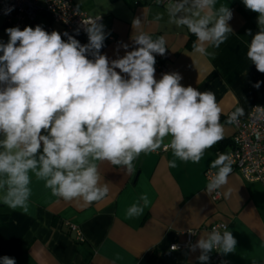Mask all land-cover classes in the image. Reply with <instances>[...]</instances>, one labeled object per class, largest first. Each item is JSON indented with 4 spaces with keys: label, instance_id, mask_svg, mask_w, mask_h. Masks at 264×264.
<instances>
[{
    "label": "clouds",
    "instance_id": "clouds-1",
    "mask_svg": "<svg viewBox=\"0 0 264 264\" xmlns=\"http://www.w3.org/2000/svg\"><path fill=\"white\" fill-rule=\"evenodd\" d=\"M242 3L257 14L259 29L255 34L247 31L251 41L246 55L264 73V0ZM216 5L217 0H171L166 7L168 23L186 26L195 35L196 54L212 55L207 49L219 48L233 33L232 10ZM12 10L5 9V14ZM164 14L157 13L154 22ZM100 20L99 16L84 24L86 44L67 31L49 33L41 25L5 30L9 39L0 42V202L12 210L29 213L32 175L53 195L90 205L109 193L107 184L100 183L97 161L130 173L141 153L163 146L180 161L199 163L205 150L224 137L222 109L213 92L183 86V77L175 71L156 79V55L164 56L168 49L163 36L153 39L143 31L141 18L135 17L132 50L120 42L117 58L110 60L101 54L110 33ZM119 48L125 50L123 56ZM261 83L253 87L259 89ZM257 113V119L264 118V107L257 106ZM244 114L237 107L227 123H238ZM176 159L168 167H177ZM210 167L218 171L210 176L206 192H218L232 173L230 155L220 154ZM230 192H224L226 198ZM140 200L142 205L128 209L129 218L148 206L147 194ZM225 229L202 234L195 243L189 240L186 255L199 252L198 264H209L214 251L235 252L237 240ZM0 264L16 261L3 256Z\"/></svg>",
    "mask_w": 264,
    "mask_h": 264
},
{
    "label": "crops",
    "instance_id": "crops-1",
    "mask_svg": "<svg viewBox=\"0 0 264 264\" xmlns=\"http://www.w3.org/2000/svg\"><path fill=\"white\" fill-rule=\"evenodd\" d=\"M72 1L89 16L102 18L110 35L101 54L110 60L117 58L120 42L129 44L132 50L131 22L135 17L141 18L143 31L153 39L163 36L168 48L166 73L179 72L183 86L215 94L222 109L224 137L205 150L199 163L180 161L171 149L163 154L141 153L130 173L122 166L97 161L100 183L107 184L109 193L90 205L53 195L43 181L32 175L29 213L12 210L0 202V257H13L16 264H198L199 252L186 255L187 248L172 251L169 247L185 241L182 232L196 230L195 243L208 233L209 226L224 223L237 240L235 252L220 254L226 264H264V181L248 183L240 174L231 173L228 184L219 190L220 200L214 201L212 193L206 192L208 182L204 176L209 169L218 171L210 167L211 162L230 147L234 128L226 116L242 107L245 114L240 118L244 119L254 106L264 104V83L259 89L253 87L257 81L264 82V73L258 72L246 55L251 41L247 31L255 34L259 30L257 14L246 9L242 0H217V7L225 4L233 12L229 21L233 33L219 48L207 49L212 55L204 56L193 52L196 37L186 26L168 23L167 6L137 0ZM157 13L165 14L154 22ZM40 24L47 25L43 19ZM7 28L0 17V42L7 43ZM54 30L61 34L67 31L81 44L88 42L87 34L76 35L75 30L52 24L50 33ZM124 51L119 48V56ZM161 76L155 72L157 80ZM169 140L166 138L165 143ZM173 159L177 167L170 168L168 162ZM228 189L231 192L226 198L224 192ZM144 194L148 206L141 215L129 218L128 209L133 204L142 205L140 197ZM66 224L78 230L81 242ZM214 256L215 252L210 254L209 264H219Z\"/></svg>",
    "mask_w": 264,
    "mask_h": 264
},
{
    "label": "built area",
    "instance_id": "built-area-1",
    "mask_svg": "<svg viewBox=\"0 0 264 264\" xmlns=\"http://www.w3.org/2000/svg\"><path fill=\"white\" fill-rule=\"evenodd\" d=\"M137 1L160 6H167L171 2V0H160L159 3H157V0ZM7 8H12L13 10L5 14V9ZM0 17L3 18L8 28L17 26L21 30L26 26L35 28V26L41 25L40 20L43 19L47 25L41 26L49 33L51 25L56 24L65 30L79 29V32L86 34L84 24L99 16H89L87 13L79 10L72 0H0ZM99 22L102 23V18ZM164 62L165 55H156L155 69L160 74H164L167 71ZM257 106L264 107V104L254 106L246 118H239L238 123L231 124L234 128V134L230 142V147L223 152V154H228L231 157L232 173L240 174L248 183L264 181V118L257 119ZM229 115L230 113L226 116L227 120ZM167 151L162 146L156 152L163 154ZM212 174L214 172L210 169L204 173L207 182ZM220 198L221 193L219 190L218 192L212 193V199L214 201H219ZM66 226L70 231L75 233L76 240L81 242L82 237L78 230L71 224H66ZM225 226L227 225L224 223L211 225L207 228L208 233L212 230L223 233L226 230ZM196 233V230L182 232L181 234L185 237V241L183 243L173 244L177 246L175 250L186 249V243L189 240L192 242ZM173 245L169 247V250L174 251ZM214 261L219 264H226L225 260L216 252Z\"/></svg>",
    "mask_w": 264,
    "mask_h": 264
},
{
    "label": "trees",
    "instance_id": "trees-1",
    "mask_svg": "<svg viewBox=\"0 0 264 264\" xmlns=\"http://www.w3.org/2000/svg\"><path fill=\"white\" fill-rule=\"evenodd\" d=\"M190 41H193V37L190 38ZM191 45V43H190ZM222 149H225V148H222ZM221 154H223L222 152H220Z\"/></svg>",
    "mask_w": 264,
    "mask_h": 264
},
{
    "label": "water",
    "instance_id": "water-1",
    "mask_svg": "<svg viewBox=\"0 0 264 264\" xmlns=\"http://www.w3.org/2000/svg\"><path fill=\"white\" fill-rule=\"evenodd\" d=\"M213 149H215V148H213Z\"/></svg>",
    "mask_w": 264,
    "mask_h": 264
}]
</instances>
